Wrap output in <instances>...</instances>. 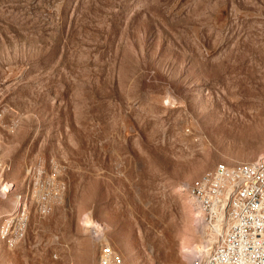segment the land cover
Wrapping results in <instances>:
<instances>
[{
  "label": "rangeland",
  "instance_id": "obj_1",
  "mask_svg": "<svg viewBox=\"0 0 264 264\" xmlns=\"http://www.w3.org/2000/svg\"><path fill=\"white\" fill-rule=\"evenodd\" d=\"M261 155L264 0H0V264H201L188 184Z\"/></svg>",
  "mask_w": 264,
  "mask_h": 264
},
{
  "label": "built area",
  "instance_id": "obj_2",
  "mask_svg": "<svg viewBox=\"0 0 264 264\" xmlns=\"http://www.w3.org/2000/svg\"><path fill=\"white\" fill-rule=\"evenodd\" d=\"M204 206V226L221 225L223 233L204 256L206 246L198 251L201 264H264V166L232 172L217 165L214 178L193 188ZM51 204L38 206L46 216ZM30 210L8 220L7 227L19 231V241L7 244L15 248L27 235ZM99 264H123L110 244H101Z\"/></svg>",
  "mask_w": 264,
  "mask_h": 264
},
{
  "label": "bare ground",
  "instance_id": "obj_3",
  "mask_svg": "<svg viewBox=\"0 0 264 264\" xmlns=\"http://www.w3.org/2000/svg\"><path fill=\"white\" fill-rule=\"evenodd\" d=\"M262 166H264V155L262 157L258 158L257 160L252 161V162L236 163V164H231V165L230 164L220 165L219 168L227 169L228 171H232V172H242V170H251L252 168H258V167H262ZM0 167H1V165H0ZM4 167L2 169H5ZM215 168L209 170L208 172L203 174L201 177H199L195 181L188 184V189H189L190 194H191L192 203H193V206L195 208L194 209L195 215H196L195 221L198 224L199 230L202 232L201 236H202L203 242L205 243L204 245L206 246L204 256H207L209 254L211 247L217 242L218 238L223 233L225 227H222L221 225L214 226L213 228H211V226L207 227L208 225L204 226V206H202V203L199 200L198 192H195V190L193 188H196L197 185L201 184L202 181L207 180L208 178H214V169ZM6 185H4L0 189L1 196H6L10 191ZM24 210H28L26 202H24L23 204L20 203L19 209H17L15 212L8 215L3 221V224L0 228V238L4 242H6L7 244H13L16 241H19V231H14V227H7V231L5 232L6 223L8 222V220H14V217H21L24 214ZM91 227L96 229L99 227V225L98 224H92ZM99 229H100V227H99ZM102 230H103V228H102ZM198 262H199V260H198ZM193 263L197 264V261L193 262ZM191 264H192V262H191Z\"/></svg>",
  "mask_w": 264,
  "mask_h": 264
}]
</instances>
